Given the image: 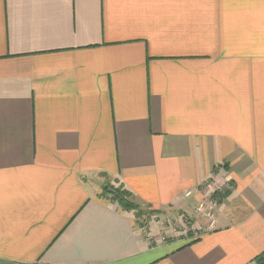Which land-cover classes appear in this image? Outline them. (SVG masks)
<instances>
[{"label": "crops", "instance_id": "obj_1", "mask_svg": "<svg viewBox=\"0 0 264 264\" xmlns=\"http://www.w3.org/2000/svg\"><path fill=\"white\" fill-rule=\"evenodd\" d=\"M263 252L264 0H0V264Z\"/></svg>", "mask_w": 264, "mask_h": 264}, {"label": "built area", "instance_id": "obj_2", "mask_svg": "<svg viewBox=\"0 0 264 264\" xmlns=\"http://www.w3.org/2000/svg\"><path fill=\"white\" fill-rule=\"evenodd\" d=\"M191 192H187L185 194L186 197L190 196ZM220 207V199L216 196H211L209 198L204 199L201 201L195 208L194 213L197 214V216H200L203 220L207 221V230H213L217 223V214ZM187 215L182 218L187 219ZM183 221V220H182ZM147 223V220L144 221V224ZM175 227V224H173ZM185 225V224H184ZM185 229H188L185 225ZM189 231V230H187ZM190 231H193L194 235L193 237L198 238L202 235L203 229L202 228H196L194 230L193 228L190 229Z\"/></svg>", "mask_w": 264, "mask_h": 264}, {"label": "trees", "instance_id": "obj_3", "mask_svg": "<svg viewBox=\"0 0 264 264\" xmlns=\"http://www.w3.org/2000/svg\"><path fill=\"white\" fill-rule=\"evenodd\" d=\"M104 195L110 196L113 200L120 203L124 208L128 210H141L138 209V205L134 202L133 194L124 188L123 185L115 186L113 184H106L103 188ZM225 191H215L214 196L219 197L220 202L224 196ZM250 264H264V252L258 255Z\"/></svg>", "mask_w": 264, "mask_h": 264}, {"label": "rangeland", "instance_id": "obj_4", "mask_svg": "<svg viewBox=\"0 0 264 264\" xmlns=\"http://www.w3.org/2000/svg\"><path fill=\"white\" fill-rule=\"evenodd\" d=\"M174 218H176L175 221L172 222V224H175V228H176V233H179L180 231L183 232H187V234L191 237H193L194 233L193 231H187V229H185V225L186 227L191 226L194 230H196V228H200L198 227V225H200L199 223H203V219L200 216H197V214L194 213V218L191 217H187V219L185 220V218H182L181 214H177L174 215ZM183 220V221H182ZM198 222V223H196ZM185 224V225H184ZM178 227H181L180 229ZM195 238V237H193Z\"/></svg>", "mask_w": 264, "mask_h": 264}]
</instances>
